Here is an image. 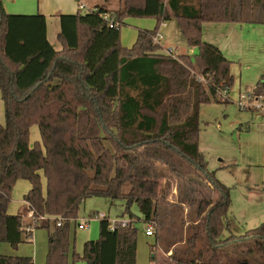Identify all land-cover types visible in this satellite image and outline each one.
<instances>
[{
    "label": "trees",
    "instance_id": "1",
    "mask_svg": "<svg viewBox=\"0 0 264 264\" xmlns=\"http://www.w3.org/2000/svg\"><path fill=\"white\" fill-rule=\"evenodd\" d=\"M119 1V26L110 27L105 16L112 13L104 6L62 14L64 48L57 51L45 15L7 13L0 0V243L17 248L44 228L45 264H73V221L86 199L100 196L124 201L131 222L112 229L109 218H101L100 237L85 243L82 256L73 252L74 259L136 264L138 221L154 224V257L161 248L171 264H264V224L242 235L231 231L230 188L209 170L199 145L201 105L219 101V92L234 83L231 61L203 39V24H264V0ZM128 17L157 19L154 29L139 31L131 48L121 45ZM172 19L189 46L199 49L195 60L164 54L154 41L161 23ZM254 92L264 96V75ZM33 125L41 140L31 145ZM172 175L180 180L173 210L165 206ZM20 179L31 188L27 207L13 215L8 208ZM28 213L33 219L24 225ZM0 264L34 262L0 254Z\"/></svg>",
    "mask_w": 264,
    "mask_h": 264
},
{
    "label": "rangeland",
    "instance_id": "2",
    "mask_svg": "<svg viewBox=\"0 0 264 264\" xmlns=\"http://www.w3.org/2000/svg\"><path fill=\"white\" fill-rule=\"evenodd\" d=\"M2 1L7 13H36L38 0ZM111 1L116 3V7L119 6L113 11L110 10L111 16L115 19L116 13L124 8V4L119 0ZM77 9H79L78 5ZM237 24L221 25L223 27L220 28H226L225 31L210 29L211 31L214 30L213 33L222 34V32L227 33L226 30L232 28L229 36L233 35L235 39L227 40L226 57L231 61L230 70L234 76V83L231 90H223L218 95L219 101L201 105L199 145L208 162L209 170L214 171L216 177L230 188L231 231L236 235H242L248 230L264 224V119H258V115H262L263 111L242 109L239 103L240 95L254 92L257 83L264 75V24ZM156 25L157 19L153 17H128L121 28V45L125 48H131L136 42L140 30H152ZM174 38L175 43L182 39L181 36ZM163 45L168 48L166 42H163ZM175 45H172L171 48L177 50ZM183 46L186 47L188 53L190 50L188 45L181 40V48L179 49H183ZM161 51L166 54L164 50ZM198 54L199 49L194 47L191 54L194 60ZM2 111L4 112V105L0 97L1 114ZM1 119L4 124L5 115L4 117L1 116ZM107 145L110 146L109 143ZM160 171L167 173V176L170 175L166 168L161 167ZM169 180L171 191L165 206L173 210L171 204L177 202L180 180L175 175L170 176ZM28 184H30L28 180H22L15 184L9 211H13L15 214L21 211L23 197L26 193L24 191ZM46 187L45 181V191ZM108 204L105 197H90L80 205L78 219H89L97 213H108L112 219L122 217L125 211V204L122 200L116 201L111 210H109L110 205ZM132 212L137 217H141L138 205L132 207ZM165 216L162 215L161 217L164 221L167 217ZM32 219V213L25 214L24 225H28ZM100 220L101 218H94L89 222L90 224L86 229L77 230L76 238L72 242L70 257L73 264H89L82 258L74 259L72 254L75 252L82 256L85 243L100 237ZM135 224L138 228V264H169L165 262V258L169 257L163 254L161 248L157 250L156 257H154L156 237L146 235V224L138 221ZM190 226L191 223L187 221L184 227L185 238L190 234ZM169 228L171 225H165L167 233H174ZM175 233H179V226ZM229 234V231H225L223 237H227ZM159 236L165 238L163 227ZM31 241L22 243L17 248L2 242L0 253L3 255L18 254L32 258L38 255L40 259H44L45 264L48 255V231L44 228L35 229Z\"/></svg>",
    "mask_w": 264,
    "mask_h": 264
},
{
    "label": "crops",
    "instance_id": "3",
    "mask_svg": "<svg viewBox=\"0 0 264 264\" xmlns=\"http://www.w3.org/2000/svg\"><path fill=\"white\" fill-rule=\"evenodd\" d=\"M80 1H83L89 8H94L96 6H104L107 10L113 11V10L117 9V7H119V6L116 7L115 6L116 3L114 1H111V0H38V2L36 3V11L35 12L43 14L46 16L47 36H48L50 43L54 46V48L57 51H61L64 48V45L60 39V32H61L60 16L62 14H76L79 11V9H77V5L79 7ZM109 15H111V14H109ZM125 20H124V22H125ZM226 24H237V23H204L203 24V30H202L203 39L207 42L213 43L216 46H218L222 50V52L224 53L225 56H227L226 55V48L228 46L227 40L235 39V37L233 35L229 36L232 28H230V30H226V31H228L227 33L222 32V34H218L217 32L213 33L212 31H214V30L211 31L210 29H216L217 31H219L221 29L220 27H223L221 25H226ZM237 25H239V24H237ZM210 27H212V28H210ZM215 27H217V28H215ZM224 29H226V28H224ZM224 29H221V31H225ZM158 33L163 35L161 45L164 48H166V47L163 45V42H166L168 48H171L172 45L176 44L175 46H176V48H178L177 49L178 51L174 50V49L173 50L177 54H190L191 55L193 53L194 47L189 46L185 36L183 35L182 29L180 27L178 20L172 19L170 21H166V22L161 23V25L159 26ZM176 36L179 38L181 36L182 42L186 43L188 45V47L190 49L188 51V53H187L186 47H184V46H183V49H179V48H181L180 47L181 40H178L176 43L174 42V39H175L174 37H176ZM180 50H182V51H180ZM0 97L2 100L1 92H0ZM2 102H3V100H2ZM3 105H4V102H3ZM4 115H5V109H4V112L2 111V114L0 113V122L1 123H3L1 116L4 117ZM258 119L259 120L264 119V114L263 113H262V115L259 114ZM38 129H39L38 125H33L31 127V133H30L31 145H33L34 142L41 140V132H40V129H39V131H38ZM22 180H25V179H20L17 181V183L18 182L20 183V181H22ZM45 181L47 184V179L44 176V174L42 173L43 187H44ZM30 188H31V183L28 184V186L26 187V190L24 191L26 193L24 194V196L28 193ZM13 190H14V188H13ZM105 199L108 201V203H109L108 205H110L109 210H111V208L114 206L115 202L118 201V200L112 201L110 198H107V197H105ZM123 203L125 204L124 201H123ZM22 204H23L22 208L27 207V204L24 200V197H23ZM8 212L10 214L15 215V213H13V211H9V208H8ZM109 213H110V211H109ZM106 214L108 217H110V215L108 213H106ZM117 218H121V219L127 218L126 220H129V221L131 220L130 216L127 214H124V212L122 214V217H117ZM82 219H85V218H81V219L79 218L77 220L80 221ZM72 229H73V231H72L73 235H71V239H72L71 243L73 242V239L75 240V238H76L77 230H84V229H78L77 228L76 221H75V223L73 221ZM34 230H33V232H34ZM145 230H146V227H145ZM73 236H74V238H73ZM148 237H153V236H148ZM163 254L166 257L167 256L169 257V254H166L164 252H163ZM11 255H18V254H11ZM18 256H20V255H18ZM32 259H33L34 264H44V259L43 258L40 259L38 255ZM70 262L72 263L71 258H70ZM165 262H168L169 264H171L169 258H167V259L165 258ZM136 264H138V245H137V263Z\"/></svg>",
    "mask_w": 264,
    "mask_h": 264
},
{
    "label": "built area",
    "instance_id": "4",
    "mask_svg": "<svg viewBox=\"0 0 264 264\" xmlns=\"http://www.w3.org/2000/svg\"><path fill=\"white\" fill-rule=\"evenodd\" d=\"M79 9L81 11H89L92 8H89L83 1H80L79 4ZM85 11V12H86ZM106 20L109 22L110 27H114V26H119V23H117L116 21H114V18L107 14L105 16ZM163 39V35L157 33V35L154 37V41L156 43H158L161 47L162 50H164L166 52V54L172 56L173 58L177 59L179 58L180 54H177L176 52H174L173 49L171 48H164L161 45V41ZM223 91V90H222ZM220 91L219 94L222 92ZM239 103H240V107L242 109H256V110H260L263 111L264 114V96L263 95H256L254 92H249V94H241L239 97ZM109 218L110 222H111V228L114 229L117 225L120 226H127L131 220H126L124 218H110L107 216L106 213H99L97 216H95L94 218L99 219V218ZM92 217H90L89 219H82L80 221L76 220V224H77V228L78 229H86L89 226V222L94 219ZM64 218L63 217H59L58 218V225H61L63 222ZM146 235L147 236H154L155 235V226L153 223H149L148 225H146Z\"/></svg>",
    "mask_w": 264,
    "mask_h": 264
}]
</instances>
